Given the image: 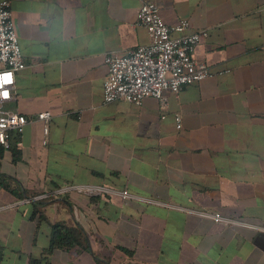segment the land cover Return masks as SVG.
Returning <instances> with one entry per match:
<instances>
[{"label": "crops", "instance_id": "obj_1", "mask_svg": "<svg viewBox=\"0 0 264 264\" xmlns=\"http://www.w3.org/2000/svg\"><path fill=\"white\" fill-rule=\"evenodd\" d=\"M143 1L12 0L26 68L6 105L29 123L17 161L0 145V173L24 195L0 185V264L42 258L58 221L91 249L43 264H264V0H146L209 31L194 57L215 74L167 93L166 110L150 96L105 104L106 54L148 42ZM82 184L139 198L53 194Z\"/></svg>", "mask_w": 264, "mask_h": 264}, {"label": "built area", "instance_id": "obj_2", "mask_svg": "<svg viewBox=\"0 0 264 264\" xmlns=\"http://www.w3.org/2000/svg\"><path fill=\"white\" fill-rule=\"evenodd\" d=\"M11 2L0 0V145L6 150L11 149L16 137L15 145L21 147L20 136L29 123L25 115L4 108L15 99L16 73L26 68ZM136 25L147 30L148 42L125 54L108 53L105 56L108 68L103 85L105 104L125 101L140 105L144 98L150 96L158 99L161 108L166 110L169 105L167 93L178 95L185 86L214 76L215 72L194 57L196 46L209 36L207 29L190 31L191 24L186 18L176 24H168L161 15L159 4L146 0L137 13ZM52 117L51 112L45 111L34 119L44 123L45 136L49 134ZM176 122L181 128V114L176 115ZM72 191L87 195L110 192L124 198L138 197L126 190L116 191L96 184L66 185L54 190L53 194ZM49 196L44 194L35 199ZM25 201L30 202L29 199ZM210 216L216 220L223 219L219 214Z\"/></svg>", "mask_w": 264, "mask_h": 264}, {"label": "trees", "instance_id": "obj_3", "mask_svg": "<svg viewBox=\"0 0 264 264\" xmlns=\"http://www.w3.org/2000/svg\"><path fill=\"white\" fill-rule=\"evenodd\" d=\"M17 137L13 139L12 147L10 150L13 151L14 160L17 161L19 158V148L15 145ZM2 148H4L2 146ZM0 185L12 192H17V197L19 199L24 198L23 193L19 187V184L14 185L13 181L4 177L0 173ZM26 199V198H25ZM35 215L39 218H44V214L41 210L36 209ZM123 251L129 252L128 249L120 247ZM57 249H79V250H90V242L88 236L85 234L84 230L80 226L68 225L66 222L58 221L52 224V230L50 234V243L48 247L44 250V255L42 258H31L29 264H43V261L48 255L53 253Z\"/></svg>", "mask_w": 264, "mask_h": 264}, {"label": "rangeland", "instance_id": "obj_4", "mask_svg": "<svg viewBox=\"0 0 264 264\" xmlns=\"http://www.w3.org/2000/svg\"><path fill=\"white\" fill-rule=\"evenodd\" d=\"M4 108H5L6 110H10V109L8 108V106H7V105H5V106H4Z\"/></svg>", "mask_w": 264, "mask_h": 264}]
</instances>
